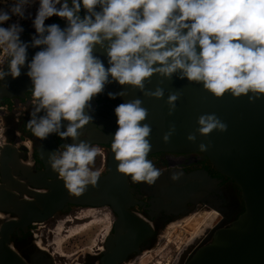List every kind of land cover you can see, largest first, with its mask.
I'll list each match as a JSON object with an SVG mask.
<instances>
[{"label": "clouds", "instance_id": "1", "mask_svg": "<svg viewBox=\"0 0 264 264\" xmlns=\"http://www.w3.org/2000/svg\"><path fill=\"white\" fill-rule=\"evenodd\" d=\"M33 5H37L34 17L29 11ZM14 16L18 19L5 26ZM53 16L66 21V26L46 25ZM24 19H30L35 29L31 45L20 39ZM105 42L107 68L93 54L95 45L105 48ZM29 46L41 50L27 63L35 105L27 128L40 139L55 132L76 140L78 130L93 120L85 109L91 108L90 101L106 84L118 82L144 91L145 80L154 73L171 78L179 71L181 79L203 82L217 98L226 92L234 98L248 96L250 103L264 97V0H2L0 52L7 58L8 70L0 67V82L21 75ZM145 95L161 98L164 92L157 87ZM179 97L169 95V114ZM142 103L134 99L115 108L118 129L111 150L120 173L153 185L162 170L147 158L151 127L140 123L148 115ZM42 110L45 114L38 116ZM62 121L69 122L66 131H60ZM197 123L204 136L227 130L215 113L200 115ZM174 131L173 126L164 134V143ZM187 140L194 143L196 135L189 134ZM207 147L199 144L200 151ZM100 151L81 141L51 156V167L70 195L80 196L89 184L96 186L100 172L89 166ZM180 175L174 173L171 179L177 181Z\"/></svg>", "mask_w": 264, "mask_h": 264}, {"label": "water", "instance_id": "2", "mask_svg": "<svg viewBox=\"0 0 264 264\" xmlns=\"http://www.w3.org/2000/svg\"><path fill=\"white\" fill-rule=\"evenodd\" d=\"M85 12L83 10L82 17ZM56 24L61 28L66 26V22ZM20 39L31 45V37ZM106 47L107 42L105 48L95 45L93 54L107 68ZM40 50V47L29 46L21 75L15 79L5 77L0 85V97H23V93L30 89L32 82L26 75L27 63ZM6 64L5 71L8 70ZM157 87L163 89V97L145 95L146 91H155ZM103 92L115 94L121 103L140 99L148 111L146 119L140 123L151 127L147 139L152 147L148 156L157 153L202 154L220 175L239 187L244 203L242 213L227 224V203L231 204L233 194L205 170L161 169L162 174L155 183H143L142 194H139L130 177L118 171L119 161L115 160V153L111 150L118 129L115 118L94 117L78 130L80 136L75 141L101 143L109 148L106 165L96 186L89 184L80 196L70 195L64 181L48 171L43 179L29 180L30 185L25 186L19 195L8 188L3 191L0 186V211L9 213L5 222L0 223V264H56L48 251L35 245L31 250H19L10 244L9 236L20 230L26 231L34 223L66 216L71 213V208H107L111 214V229L103 242L98 264H122L134 255L139 258L157 245V237L166 225L180 220V216L205 210L216 211L219 218L203 240L181 256L180 264H264V97L250 103L248 96L234 98L226 92L217 98L204 88L203 82L181 79L179 71L171 78L154 73L145 80L144 91L112 82L105 85ZM121 92L125 94L120 95ZM172 93H178L180 97L175 102V111L169 114L167 101ZM90 104L91 108L85 109L88 115L96 106L94 101ZM211 113L227 125V130H214L207 136L199 134L198 117ZM68 123L62 121L61 131H66ZM173 126L175 131L169 142L164 143V134ZM54 133L45 138L46 146L51 145L52 149H55ZM189 134L196 135L194 143L187 140ZM69 138H63L64 142ZM200 143L208 146L206 151L199 150ZM4 158L5 154L1 153V168ZM174 173L181 174L179 180L171 179ZM7 178L10 180L11 176ZM8 179L2 180L7 186ZM143 195L148 198L146 203L142 200ZM190 204L197 206L194 211ZM139 207L142 212L138 211ZM163 216L165 223L167 217L172 218V222L165 224L160 220Z\"/></svg>", "mask_w": 264, "mask_h": 264}, {"label": "flooded vegetation", "instance_id": "3", "mask_svg": "<svg viewBox=\"0 0 264 264\" xmlns=\"http://www.w3.org/2000/svg\"><path fill=\"white\" fill-rule=\"evenodd\" d=\"M0 2H2V0H0ZM36 8L37 5H33L29 9V11L33 14V17L35 15ZM82 13H83V9L81 10V14ZM14 21H15V16L12 17V21L6 22L5 26H7V23H11ZM57 22H66V21H64L59 17L53 16L48 18L45 21V24L49 25ZM20 24L24 28V32L21 34V37L32 38V35L35 34V29L32 26V21L30 19H24V20H20ZM6 63H7V58H5L4 54H2L0 60V67H3L4 70L7 65ZM31 88L32 85L30 86V89L28 91L23 93V97L16 95L11 97H6V96L0 97V137L3 139L2 143H0V154L1 153L5 154V158H4L5 167H4V163L2 168L0 165V186L2 187L3 191L6 188H8L10 192L17 195H19V192L22 193L25 190V186L30 185L29 180L43 179V177H46L48 172L49 173L51 172L53 174L55 173L60 178L59 173L54 171L51 167V164L50 163L47 164V162L50 161L51 156L53 154H59L61 151H63L65 145L79 143V141H75V140L73 141L72 137H70L67 142H64L63 138H61L57 133H54L52 137L55 143V149H52L51 145L46 146L45 139H40L33 135L31 130L27 128V123L31 119V112L35 107V105H33L31 102L32 100ZM108 94L109 93L102 92L92 98L91 101H94L96 103V106L92 111L91 116H93V118L94 117L108 118L110 116H113L117 122V117L115 115L114 110L117 106H119L122 103L118 101L116 98L111 99ZM44 114L45 113L42 110L38 114V116H42ZM89 144L90 146L99 147L101 150L100 153L97 155V157H100L101 160L100 162L103 163V167L101 171H99L100 174H102L103 168L106 165V156L108 154L109 148L107 145L101 143L92 142ZM147 158L152 160L154 166L158 169H165V170L178 169V170H184L185 172H193L200 170L207 171V173L211 177L220 180L221 182L220 184L222 186H225L227 189L231 190L233 194V199L231 202L232 205L227 203V206L229 208V212L227 214L228 216L227 224H229L231 220L235 219L242 213L244 209V203L240 194L239 187L229 179L220 175L211 165L208 159L202 154L157 153V154L149 155ZM98 169L100 168L98 167ZM7 176H11V179L9 180ZM7 179L10 187L9 185L7 186V183L2 181V180L7 181ZM131 183L133 187H135L137 192L139 194H142L141 186L143 185V183L146 182H134L131 180ZM142 200L146 203L148 198L145 195H143ZM190 207H192V210L194 211V209H196L197 206H192L190 204ZM81 209L82 210L80 211L78 210L79 212L77 211L72 212L75 209L71 208V213L69 215L53 218L52 221H47L44 223H34L30 225L26 231L20 230L18 232H14L9 236L10 244H12L17 249L23 251L27 249L31 250L32 245H35L41 248L42 250L48 251L53 256L56 255L59 257L69 259L71 255H65L60 252L58 253L53 248L54 245L53 241H54V237L56 236V233L58 232L57 229L59 227V224L62 223L63 226L65 227L64 231H67L69 230V227H73L78 224H81L82 221L85 220H89L88 224H92L95 221H99L106 224V229L100 235L98 240L92 241L93 248L91 249L95 248L94 250H92L95 252L91 254L87 253L84 255H79L75 257L72 261V264H98L100 259V254L103 250V242L105 238L108 236L111 229L112 217L107 208H105L104 210L102 209L101 211L99 210V208H81ZM138 211L142 212L143 210L141 207H139ZM81 212L83 213L84 216L82 215V218H78L77 214ZM144 212L147 213L146 210H144ZM211 214H214V218H212L213 219L212 222L214 221L216 224L219 216L216 211L210 210V211H201L199 213H196L195 215L187 217L185 219L184 226H186V224L190 225L191 223L190 221L195 220L196 218L206 217L205 219H207V217ZM8 216L9 213L5 214L3 213V211H0V223L5 222ZM180 217L183 218L184 216H180ZM160 220L164 222L165 216L161 217ZM170 220L172 222L173 219L167 217V222L164 223L167 224L170 222ZM182 223L183 222L181 221H175L171 224L169 223L168 228L169 229L172 228L174 224H176L175 227H178L179 225L182 226L181 225ZM50 228H52V231L50 230ZM46 233L53 234V238L52 240L49 241V243H47V238L49 234L46 235ZM61 233L65 236L63 232L61 231L58 232V234ZM204 236L205 235H202L201 238H199L200 240L198 239L199 243L203 240ZM137 262L141 264L142 260L141 258L139 260V258L136 257V255H134L133 258L127 259L122 264H137ZM143 264L145 263L143 262Z\"/></svg>", "mask_w": 264, "mask_h": 264}, {"label": "rangeland", "instance_id": "4", "mask_svg": "<svg viewBox=\"0 0 264 264\" xmlns=\"http://www.w3.org/2000/svg\"><path fill=\"white\" fill-rule=\"evenodd\" d=\"M15 20H17V17H15ZM2 54L3 53L0 52V60H1ZM2 140L3 139L0 137V143H2ZM100 161H101L100 157H96L95 163L93 165H90L89 167L93 170L101 171V169L103 167V163H101ZM98 167L100 169H98ZM102 209L104 210L105 208H99L100 211ZM78 210L80 211L82 209L77 208V209L73 210L72 212H74V211L79 212ZM205 211H207V210H205ZM197 213H199V212H197ZM79 214H77V215H79ZM192 215H195V214H191L189 216L183 217L180 220H178V221L183 222L181 224L182 226L179 225L178 227H175L176 224H174V227L172 226V228L169 229L168 225H166L161 230V232L159 233V236L157 237V245L153 249L145 251L141 255H139V260L141 258V260H143L142 262H144L145 264H173L174 262H172V261H174L176 259L177 253L180 251L179 249H181V248H179V246H181V244H183L185 239L189 238L188 237L189 235L190 236L193 235L191 233V231H193V229L192 228L190 229L189 225H188V227L184 226L185 225V219L187 217L192 216ZM69 220H70V217H69ZM88 221L89 220L82 221L81 224H78L76 226L69 227V228L82 227L83 224L88 223ZM52 228H50L51 231H52ZM64 228L65 227L62 228L63 229L62 232L65 234ZM105 229H106L105 223L95 221L92 224H89L87 227H85L80 232L66 238L62 242L61 246H59V247H56V244L53 241V244H54L53 248L55 249V251H57L58 253L60 252V253L65 254V255H71V257L69 259L55 255V256H53L55 263H57V264H72V261L75 257H77L79 255H84L87 253H89V254L94 253L95 251H92V250H94L95 248L91 249V248H93L92 247V243H93L92 241L98 240V238L105 231ZM57 230L59 232V229H57ZM187 230L190 231L191 234ZM58 232L56 233L55 237L62 235V233L58 234ZM47 234H49V236L47 238V243H49V241L52 240V238H53V234L52 233H46V235ZM137 264H139V262H137Z\"/></svg>", "mask_w": 264, "mask_h": 264}, {"label": "bare ground", "instance_id": "5", "mask_svg": "<svg viewBox=\"0 0 264 264\" xmlns=\"http://www.w3.org/2000/svg\"><path fill=\"white\" fill-rule=\"evenodd\" d=\"M86 214V213H85ZM83 213H80L79 215H77L78 218H82ZM216 215V214H215ZM84 216V215H83ZM205 216V215H203ZM208 216V215H207ZM76 217V218H77ZM75 218V217H74ZM206 218V217H205ZM204 217L201 218H196L195 220L190 221V229L192 228L193 231H191V233L193 234L192 236H188V240L185 239V241L183 242V244H181V246H179L180 251L177 253V257L174 261L173 264H180V258L181 256H183V254H186L190 249H193L195 246L198 245V241L200 240L199 238H201L202 235H206V233L215 225V222H212V218H214V214H211L207 217V219H205ZM188 222V221H187ZM179 224V223H178ZM89 224H83L82 227H76V228H69V230L64 231L65 232V236L62 234L60 236H57L54 238V243L56 244V247L61 246L62 242L68 238L69 236H72L78 232H80L81 230H83L86 226H88ZM81 226V225H80ZM186 226L188 227V225L186 224ZM209 226V227H207ZM64 226L62 225V223L59 224V231L62 232V228ZM174 227V225H173ZM208 228V229H207ZM188 229V228H187ZM188 231V230H187ZM190 233V231H188ZM190 233V234H191ZM199 239V240H198ZM149 257V256H148ZM144 259V258H143ZM143 261V260H142ZM143 264V262L141 263Z\"/></svg>", "mask_w": 264, "mask_h": 264}]
</instances>
